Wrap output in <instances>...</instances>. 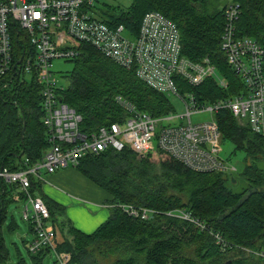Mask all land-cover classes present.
Here are the masks:
<instances>
[{"label":"trees","instance_id":"16d2710c","mask_svg":"<svg viewBox=\"0 0 264 264\" xmlns=\"http://www.w3.org/2000/svg\"><path fill=\"white\" fill-rule=\"evenodd\" d=\"M131 1L114 12L96 8V15L109 25L122 23L136 34L146 12H160L177 25L181 54L195 62L208 57L227 80L225 88L211 79L192 87L176 78L180 91L193 92L198 103L239 93L243 84L220 50L226 5L218 7L207 0ZM232 2L239 10L237 33L264 44V0ZM79 51L77 57L69 59L75 61V68L60 97L82 115V131L121 121L126 114L116 102L119 95L152 116L171 112L167 95L149 87L134 70L119 66L90 44H81ZM41 90L42 84L23 72L0 80V170L27 168L50 147ZM214 118L223 142L232 143L234 152L243 154V166L232 176L192 171L163 152L107 150L84 157L75 168L111 196L109 218L92 233L76 228L65 206L43 194L44 181L33 177L31 192L42 197L49 208L48 224L56 233V249L69 253L74 264H100L96 254L112 256L110 264H260L247 250L264 248V134L238 123L227 109L218 111ZM236 184H240L238 190L232 187ZM16 195L26 202L18 185L0 178V264H8L13 257L16 264H45L52 250L30 251L36 232L23 214L20 219L27 222L32 238H12L21 228L10 210ZM119 204H135L158 213L143 220L129 216ZM174 209L189 212L209 231L219 233L224 246L207 230L166 214ZM248 254L251 260L237 258Z\"/></svg>","mask_w":264,"mask_h":264},{"label":"built area","instance_id":"2783aa9c","mask_svg":"<svg viewBox=\"0 0 264 264\" xmlns=\"http://www.w3.org/2000/svg\"><path fill=\"white\" fill-rule=\"evenodd\" d=\"M98 0H0V80L15 74L33 75L42 84L43 124L49 132L50 147L35 164L20 170L2 168L0 178L18 185L26 195L23 212L36 236L30 251L50 247L57 264H74L71 255L55 246V231L49 226L50 211L39 195L31 192L32 178L43 180L42 171L53 174L76 167L90 155L107 150L131 149L137 154L163 152L198 173L232 176L237 167L222 157V134L214 115L227 109L234 118L257 133L264 134V44L237 33L238 5L224 10L225 23L220 50L229 69L239 77V93L210 103H198L193 92H181L176 78L195 87L211 79L221 88L227 80L208 57L199 62L181 54L177 25L158 11L146 12L136 34L124 24L109 25L96 15ZM90 44L152 89L179 97L186 108L182 115L152 116L138 110L123 96L116 102L125 110L121 121L103 124L96 130H81L82 115L60 97L63 87L53 69L55 59H73L81 44ZM19 45V48L16 47ZM207 113L208 120L193 121L192 115ZM129 216L147 220L158 211L135 204H119ZM207 230L224 246L217 232L183 209L166 212ZM264 264V248L247 250Z\"/></svg>","mask_w":264,"mask_h":264},{"label":"rangeland","instance_id":"374dc122","mask_svg":"<svg viewBox=\"0 0 264 264\" xmlns=\"http://www.w3.org/2000/svg\"><path fill=\"white\" fill-rule=\"evenodd\" d=\"M210 4H215L218 7H221L222 5H228L229 3L232 2V0H207ZM131 0H98L95 1V9L97 8V11H106L109 10L110 12H114L115 9H119V8H125L127 6H129L131 4ZM81 46V45H80ZM79 46V48H80ZM54 71L56 76L58 77L59 80V85L61 87H63V89L67 88L70 84V79H69V75L72 72V70L75 68V61H70V60H66V59H55L54 62ZM119 65V64H118ZM120 66V65H119ZM122 67V66H121ZM124 68V67H123ZM126 69V68H125ZM129 70V69H126ZM27 77L30 76V74H26ZM170 104L172 105V113H175L177 115H182L185 113L186 108L185 105L183 103V101L176 96L173 95H167ZM210 118L209 114L207 113H200V114H196V115H192V120L193 121H199V120H208ZM239 123V122H238ZM222 153L221 156L222 157H226L227 159H229V161L231 163H233L238 170H240L243 166V154L239 151L234 152V148L232 143L225 141L222 143ZM159 153V152H156ZM69 170H74L77 173L78 170L75 167H68V168H64L61 169L59 171H57L54 174H58V173H63L65 171H69ZM43 173V179H44V183L47 182V179L49 178V176L54 175V174H49L46 173L45 170L42 171ZM77 173H73V177L70 176L69 180H67L66 182L62 183V182H56L54 186L56 188L59 189H64L65 191H73L75 192L76 190H83L84 185L82 183V178H84L85 176L83 174H77ZM84 176V177H83ZM86 178V177H85ZM84 178V179H85ZM88 179V178H87ZM86 180V179H85ZM234 190H238L240 187V184H236L234 186H232ZM15 202L12 203L10 210L12 211V213H14L16 219L19 221V223L21 224V228L19 230V232H24L26 233L28 230V224L27 222L23 221L22 219H20L21 214L23 213V208L26 204V202H24V200H22L19 196H15ZM110 212V209H108ZM67 216L69 218H71L69 213H66ZM107 219V218H106ZM105 219V220H106ZM104 220V221H105ZM18 232V233H19ZM18 233L15 235V237L17 238ZM21 247L23 248V246L21 245ZM24 250V248H23ZM97 259L100 261V264H110L111 261H113V257L110 256L109 258L103 257L100 254H96ZM245 257L246 259L251 260V257L248 255H238L237 258H242ZM254 257V256H253ZM236 258V259H237ZM14 260L15 258L13 257L8 264H14ZM54 255L53 253H51L50 255H48L45 258V264H54ZM252 260L257 261V258L254 257L252 258ZM250 264V262L248 263Z\"/></svg>","mask_w":264,"mask_h":264},{"label":"crops","instance_id":"0c3cea01","mask_svg":"<svg viewBox=\"0 0 264 264\" xmlns=\"http://www.w3.org/2000/svg\"><path fill=\"white\" fill-rule=\"evenodd\" d=\"M78 172L79 173L74 170H69L58 174L53 173L54 175L49 176L47 182L42 185L41 189L43 194L65 206L66 213L70 214V219L76 228L85 233H92L109 218L110 212L108 209H110L111 205L109 204L111 196L95 182L89 178L87 179L86 176V178L83 176L86 180L81 177L84 185L83 190L67 192L64 189H59L54 186L55 181L62 183L67 180L70 181L69 177H73V173L82 174L79 170ZM27 232H19L17 238L15 235L14 237L12 236V238L20 241L24 236H27V238L31 239V235ZM14 264H16V260H14Z\"/></svg>","mask_w":264,"mask_h":264},{"label":"water","instance_id":"95a60500","mask_svg":"<svg viewBox=\"0 0 264 264\" xmlns=\"http://www.w3.org/2000/svg\"><path fill=\"white\" fill-rule=\"evenodd\" d=\"M25 127H26V123L24 124V129H25ZM232 179V178H231ZM233 182H235V180L233 179Z\"/></svg>","mask_w":264,"mask_h":264}]
</instances>
